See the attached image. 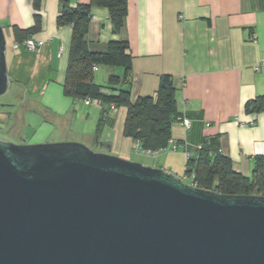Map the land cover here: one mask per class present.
<instances>
[{
	"label": "crops",
	"instance_id": "0c3cea01",
	"mask_svg": "<svg viewBox=\"0 0 264 264\" xmlns=\"http://www.w3.org/2000/svg\"><path fill=\"white\" fill-rule=\"evenodd\" d=\"M127 4L125 24L116 33L108 10L91 8L89 49L104 50L110 40H127L131 55L127 79L123 80L122 66H96L93 81L102 93L129 90L134 100L153 96L160 76H172L179 119L171 126L166 150L151 154L134 148L135 142L123 134L125 106L102 117L101 104L64 96L72 28L56 24L58 0H40V28L29 36L43 41L39 50L19 45L6 51L9 82L28 84H22L30 94H23V100L42 116L37 142L56 125L84 123L69 129L67 140L185 177L187 155L195 158L203 139L217 135L220 151L237 172L249 177L256 157L264 159V109H246L249 101L264 96V0H127ZM34 14L33 0H0V23L12 45L21 36L16 30L33 26ZM109 76H117L116 83L109 84ZM183 119L189 120L188 128ZM173 145L175 151L170 150Z\"/></svg>",
	"mask_w": 264,
	"mask_h": 264
},
{
	"label": "water",
	"instance_id": "95a60500",
	"mask_svg": "<svg viewBox=\"0 0 264 264\" xmlns=\"http://www.w3.org/2000/svg\"><path fill=\"white\" fill-rule=\"evenodd\" d=\"M8 85L0 23V96ZM0 264H264V194L203 189L78 141L0 139Z\"/></svg>",
	"mask_w": 264,
	"mask_h": 264
},
{
	"label": "trees",
	"instance_id": "16d2710c",
	"mask_svg": "<svg viewBox=\"0 0 264 264\" xmlns=\"http://www.w3.org/2000/svg\"><path fill=\"white\" fill-rule=\"evenodd\" d=\"M59 11L56 17L58 26L69 25L72 28L68 49L67 65L62 92L72 99H96L103 106V115L110 112L109 105L125 106L127 109L123 134L139 143L143 150L159 151L168 145L173 122L179 119V111L175 98V86L172 76H160L159 86L153 96H142L132 99L129 90L120 89L117 94L101 92V86L93 81V65L122 66L123 80L127 79L131 68V55L127 40H110L104 50H91L88 47L87 33L91 20V8L103 7L108 10L113 32H118L125 24L128 4L127 0H89L88 3L71 5L69 0H58ZM35 9L34 24L27 29L16 30L21 34L16 43L28 39L40 28V0H33ZM117 76H109L108 83L113 84ZM8 89L15 92L17 103L4 106H17L18 110L28 105L23 100V86L15 81L9 82ZM21 103V105H20ZM23 103V104H22ZM25 106V107H26ZM246 109L260 111L264 109V96H259L247 103ZM10 112L2 109L0 114ZM16 114V113H15ZM8 118V120H9ZM14 119V118H13ZM97 140V137H96ZM185 175L197 187L216 191L222 194L250 195L264 194V159L256 157L249 177L237 172L228 156L219 149L217 135L205 137L195 158L189 156L186 161Z\"/></svg>",
	"mask_w": 264,
	"mask_h": 264
},
{
	"label": "rangeland",
	"instance_id": "374dc122",
	"mask_svg": "<svg viewBox=\"0 0 264 264\" xmlns=\"http://www.w3.org/2000/svg\"><path fill=\"white\" fill-rule=\"evenodd\" d=\"M4 33L6 38V51L8 52L10 48H12L14 45H12V42L9 39V35L7 34V32H5V30ZM7 73H8V79L11 80L9 78L8 63H7ZM32 82L34 83V81ZM22 84L28 85L27 83H22ZM22 92L24 95L27 96L30 95L26 91L22 90ZM15 96H16L15 92L12 88L7 89V91L2 96H0V111L5 108L7 112L11 113L10 114L11 116L12 114L14 115V111L16 112V114L14 115L15 117L12 116L10 118L7 116L6 113L0 114V139L12 141L15 143H27V144L42 143V142L52 143V142H61V141H74V140H67L69 137L68 135L69 129L73 130V128L76 129L79 127H83L84 125V123L83 124L76 123V125L67 123L65 127L56 125V129L53 130L52 133L47 135L43 141L37 142L36 139L38 136L36 134V130L39 127V125L43 123L42 116L40 115V113L32 111L33 106L31 104L26 106V104L22 103L26 107L23 106L24 109H22L21 108L22 106H20L19 110H18V105L4 106V104L10 102L17 103L18 98L16 99ZM70 137L75 138L73 135H71ZM89 148L92 149L91 147ZM181 179L184 183L190 182V179L187 176L181 177Z\"/></svg>",
	"mask_w": 264,
	"mask_h": 264
},
{
	"label": "built area",
	"instance_id": "2783aa9c",
	"mask_svg": "<svg viewBox=\"0 0 264 264\" xmlns=\"http://www.w3.org/2000/svg\"><path fill=\"white\" fill-rule=\"evenodd\" d=\"M94 17L91 16V19H93ZM43 44V41L42 40H34V39H31V38H28V39H25L24 41H22L21 44H18V43H15L14 47L17 48L19 45H22L23 47H25L26 49L28 50H32V51H37L39 50V48L42 46ZM59 55L61 54L62 52V46L59 47ZM96 66L93 65V69H95ZM83 101L86 103V104H90V103H96V104H100V102L96 99H90L88 97L84 98ZM109 109L110 111H114L116 109V106L114 104H110L109 105ZM182 124L184 127L188 128L190 123H189V120L188 119H183L182 120ZM134 148L138 151H144V152H147V153H151V154H156L160 151H163V150H166L167 147L159 150V151H155V152H151V151H148V150H143L141 148V146L139 145V143H136L134 144ZM176 149V146L173 145L170 147V150L171 151H175ZM189 157V154L187 155ZM193 185H195L194 183H191Z\"/></svg>",
	"mask_w": 264,
	"mask_h": 264
},
{
	"label": "flooded vegetation",
	"instance_id": "af4514ba",
	"mask_svg": "<svg viewBox=\"0 0 264 264\" xmlns=\"http://www.w3.org/2000/svg\"><path fill=\"white\" fill-rule=\"evenodd\" d=\"M13 111H14V110H13ZM15 113H16V112L14 111V115H15ZM14 115H13V117H15Z\"/></svg>",
	"mask_w": 264,
	"mask_h": 264
}]
</instances>
